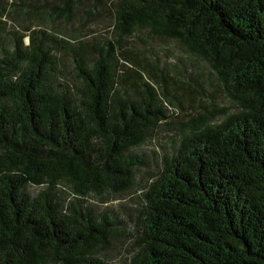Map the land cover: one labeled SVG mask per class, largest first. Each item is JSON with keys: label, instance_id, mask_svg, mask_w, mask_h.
<instances>
[{"label": "trees", "instance_id": "1", "mask_svg": "<svg viewBox=\"0 0 264 264\" xmlns=\"http://www.w3.org/2000/svg\"><path fill=\"white\" fill-rule=\"evenodd\" d=\"M178 89L201 107L142 185ZM136 186L128 264H264V0H0V264H111L87 200Z\"/></svg>", "mask_w": 264, "mask_h": 264}, {"label": "rangeland", "instance_id": "2", "mask_svg": "<svg viewBox=\"0 0 264 264\" xmlns=\"http://www.w3.org/2000/svg\"><path fill=\"white\" fill-rule=\"evenodd\" d=\"M8 1L9 3H14L17 0ZM51 21L43 20L42 28L44 29L45 26H48L49 28L53 26L58 30H63L64 25L61 21H57L55 23H52ZM76 26H79V23H77ZM108 26L109 21H105L104 23L89 22L86 24L85 35L88 38H93L94 36L102 38L103 34H106ZM70 27L72 28V26ZM130 43L131 46H140L138 39H132ZM164 49H167V46H164ZM164 51V56H171L167 50ZM173 51L176 53L182 63H184L189 57L180 46L173 48ZM176 61L177 60H174V58H171L172 63H176ZM177 92L178 95H181L180 99H183V102L180 105V108H177L178 112L173 110V112L170 114V125L160 128L155 138L149 140L141 148L135 149L133 151L134 154L144 156L145 165L137 170V181L142 185H145L148 182L151 177V172L156 170L161 156L171 146V137L178 131L177 127H179V124L183 121H186L190 114L196 113V111H198L201 107L199 103L200 99L197 95L189 98L184 96V90L178 89ZM214 94L216 96L215 102L217 104L223 105L226 102L221 92ZM141 189L142 188L139 186H136L126 194L113 197L109 204L101 203V201L94 196L89 197L87 200L88 204L93 207L109 209L113 216L112 219L115 222V228L117 229L118 234L116 233L115 236L111 238L108 246L101 247L97 251L99 256L111 264H128L132 255L134 254V248H136L134 242L135 236L137 235L135 221L139 213L138 210L144 203L142 193L145 190ZM72 199L73 196L69 194L66 200L69 203V201Z\"/></svg>", "mask_w": 264, "mask_h": 264}]
</instances>
